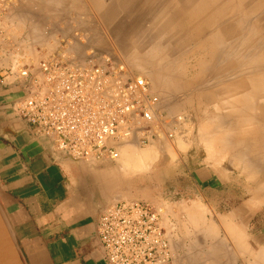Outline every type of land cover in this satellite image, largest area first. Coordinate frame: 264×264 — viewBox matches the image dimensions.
<instances>
[{"label": "rangeland", "instance_id": "rangeland-1", "mask_svg": "<svg viewBox=\"0 0 264 264\" xmlns=\"http://www.w3.org/2000/svg\"><path fill=\"white\" fill-rule=\"evenodd\" d=\"M15 2L1 21L4 45L14 55L31 65L64 48L80 59L92 51L117 55L134 74L148 81L163 115L176 119L175 127L170 128L174 129L172 137L163 134L144 146L123 147L121 161L130 152L148 154L146 164L128 163L130 169L126 171L131 177L153 172L157 165L181 153L215 166L214 173L224 184L218 186V193H207V201L161 202L170 217L171 244L176 233L180 237L181 229L185 244L203 232L218 234L209 201L220 208L253 201L264 209V113L253 112L251 105L244 113L245 118H262V134L256 146L249 139L251 119L241 125L234 92L239 81L258 78L264 84V61L254 65L250 60L254 54L252 58L264 55V0ZM251 45L255 46L252 54ZM134 60L154 74L155 85ZM148 182L154 185L153 180ZM175 185L191 186L182 178ZM129 192L128 197L115 201L145 200L138 197L144 189L131 186ZM216 264L244 263L233 260Z\"/></svg>", "mask_w": 264, "mask_h": 264}, {"label": "crops", "instance_id": "crops-1", "mask_svg": "<svg viewBox=\"0 0 264 264\" xmlns=\"http://www.w3.org/2000/svg\"><path fill=\"white\" fill-rule=\"evenodd\" d=\"M8 82H0V219L22 264H107L96 221L106 205L128 197L131 186L144 189L139 198L171 203L207 201V193L224 184L215 166L186 153L134 177L125 159L73 160L13 113L23 91ZM179 178L190 188L174 186ZM209 203L218 234L203 232L185 244L181 229L172 244L176 264H264L263 207L253 201L223 208Z\"/></svg>", "mask_w": 264, "mask_h": 264}, {"label": "built area", "instance_id": "built-area-1", "mask_svg": "<svg viewBox=\"0 0 264 264\" xmlns=\"http://www.w3.org/2000/svg\"><path fill=\"white\" fill-rule=\"evenodd\" d=\"M15 0H0V82L16 81L23 96L11 110L76 161H116L125 144L172 137L176 119L163 115L148 81L117 55L76 58L64 48L31 65L4 45L1 21ZM181 118L178 117L177 120ZM167 208L156 201L106 205L96 235L107 264H175Z\"/></svg>", "mask_w": 264, "mask_h": 264}, {"label": "bare ground", "instance_id": "bare-ground-1", "mask_svg": "<svg viewBox=\"0 0 264 264\" xmlns=\"http://www.w3.org/2000/svg\"><path fill=\"white\" fill-rule=\"evenodd\" d=\"M250 47H251V50H252V51H250V54H252L254 49H255V46L251 45ZM254 55H252V57ZM31 56H32V54H31ZM252 57H251L250 60L252 61L251 63H253L254 65L261 64L262 61H264V55L259 54V56L256 55L255 58H252ZM134 65L136 67H138L139 69L147 72L148 67L145 68V65H143V63L139 62L138 60H134ZM147 73L150 75L153 85H155L156 84V79L154 77V74L152 72H150V71H148ZM255 78H257V77L255 76ZM257 80H258V78H257ZM257 80L253 78L251 81H239L237 84H234V87H235L234 88V92H235V95H236V96L235 95L234 96L236 97V101L238 102L237 105H238V108H239V110L241 112V114L239 113L240 114L239 116L241 118L240 119L238 118V119L240 120L241 125H244V123L246 121H249V120H247V118L251 119L250 122L253 125H252V128L249 127V128H251L250 129V134L251 135H250L249 139L251 140V143L256 144V146L259 144V141H260V138H261L260 134H262V129L263 128L260 127V125H261L260 122H261L262 118H261L260 115H254L253 118H251V117L249 118L248 116L245 118L246 114H244V113L246 111L248 112L249 105H251V107H252L251 109L253 110V112H254V110H260V112L262 111L264 113V84L262 85L261 81H257ZM211 94H212V92H211ZM212 98H215V97L213 96ZM249 102L251 104H249ZM229 110H230V108H229ZM231 110H232V108H231ZM253 112H251V114ZM243 129H245V126H243ZM245 135L246 134H244V136ZM240 136L244 137L242 135V133L240 134ZM262 136H264V135H262ZM241 140L244 141L243 139H241ZM130 145L131 144H125L124 146L120 147V155H121V150L124 149L123 147L130 146ZM251 150L253 151V149H251ZM252 154H253V152H252ZM254 155H251V156H254ZM147 156H148V154L146 152H144V151H140L138 153H131V152L127 153V159H125V163L124 164H128V163H131V162H136L137 164H139V166H141L143 164H146V161H148L147 160L148 159ZM119 158H120V156H119ZM117 163H118V161H117Z\"/></svg>", "mask_w": 264, "mask_h": 264}, {"label": "water", "instance_id": "water-1", "mask_svg": "<svg viewBox=\"0 0 264 264\" xmlns=\"http://www.w3.org/2000/svg\"><path fill=\"white\" fill-rule=\"evenodd\" d=\"M0 264H22L0 219Z\"/></svg>", "mask_w": 264, "mask_h": 264}]
</instances>
